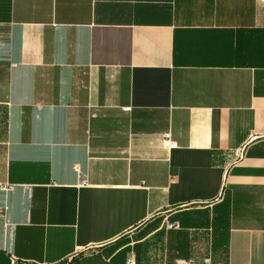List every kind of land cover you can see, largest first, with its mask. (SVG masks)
Listing matches in <instances>:
<instances>
[{"label":"crops","instance_id":"crops-1","mask_svg":"<svg viewBox=\"0 0 264 264\" xmlns=\"http://www.w3.org/2000/svg\"><path fill=\"white\" fill-rule=\"evenodd\" d=\"M179 262L264 264V0H0V264Z\"/></svg>","mask_w":264,"mask_h":264},{"label":"built area","instance_id":"built-area-1","mask_svg":"<svg viewBox=\"0 0 264 264\" xmlns=\"http://www.w3.org/2000/svg\"><path fill=\"white\" fill-rule=\"evenodd\" d=\"M127 111V110H126ZM166 142L169 144V148L174 149L176 147V144L172 142L170 134L166 135ZM12 186L5 187L6 190H12ZM168 229H178L179 226L177 223H170L167 225ZM178 264H183V262H179Z\"/></svg>","mask_w":264,"mask_h":264}]
</instances>
